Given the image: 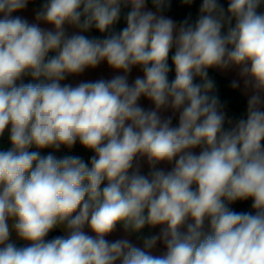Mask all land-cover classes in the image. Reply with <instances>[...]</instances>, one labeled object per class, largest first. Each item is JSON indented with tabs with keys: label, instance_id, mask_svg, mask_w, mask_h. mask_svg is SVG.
<instances>
[{
	"label": "clouds",
	"instance_id": "obj_1",
	"mask_svg": "<svg viewBox=\"0 0 264 264\" xmlns=\"http://www.w3.org/2000/svg\"><path fill=\"white\" fill-rule=\"evenodd\" d=\"M30 2L0 0V137L9 131L11 144L0 151V264H264V0H227V9L202 0L194 23L164 15L168 0H151L154 11L147 0H45L34 23L13 15ZM122 6L130 10L118 33H65L66 24L105 33ZM104 61L123 75L61 83ZM134 67L143 76L130 84ZM231 67L252 94L247 118L225 128L208 69ZM168 108L179 112L178 126L161 117ZM77 141L95 153L90 166L29 150ZM173 161L170 171L156 167ZM248 199L254 212L229 207ZM118 224L166 227L142 249L105 239ZM59 226L65 234L46 239ZM158 240L166 251L153 255Z\"/></svg>",
	"mask_w": 264,
	"mask_h": 264
},
{
	"label": "crops",
	"instance_id": "obj_2",
	"mask_svg": "<svg viewBox=\"0 0 264 264\" xmlns=\"http://www.w3.org/2000/svg\"><path fill=\"white\" fill-rule=\"evenodd\" d=\"M147 7L149 10L154 11V9L152 7H150L148 4H147ZM261 9H262V12H264V3H262ZM36 11H38V9L35 6L28 4L26 9H24L22 11H18L16 13H13V15L21 16V17L27 19L30 23H34ZM172 19L175 20L177 23H180L176 19H174V18H172ZM41 27L51 28V25H46V24L42 23ZM64 29H65L66 35H68V36H71L73 34H82L81 30H79L78 28H75L74 26H71V25L66 24L64 26ZM95 38L103 39V37H100V36H96ZM215 70L218 71L221 75H223L227 79H229L232 83H233V81H237L239 86L236 87V89L242 94L244 99L248 102V99L251 96L252 92H251L250 88L247 90L245 89L244 81L240 77V74H239V71H240L239 68H236V67H231L229 69L215 68ZM118 74L123 75V72L114 71L113 69H111L107 65V62L104 61V62H101V64L98 65L96 68L86 69L84 71V73H82L80 75H69L61 83L62 84H71V85L75 86L78 83H80L81 81H95L98 79H111L114 75H118ZM138 76L142 77L143 72L139 67H134L132 69V71L130 72L129 77H128L129 83L130 84L133 83L135 78ZM138 103L145 110L154 109V104L145 97H141L140 100L138 101ZM160 115L162 118L171 117L172 118V126H178L179 112H173V110L171 108H168V109H162L160 111ZM229 115H230V117H233L232 119H235L232 113H229ZM225 127H226V123H225ZM8 133H9V131L6 130L4 135L2 137H0V146L7 145V142L4 140V137ZM262 143H264V141H262ZM75 145H76L77 149L80 150L79 152L90 151V150H87L84 147H82L80 145L79 141H77V143ZM75 145L72 148H74ZM10 147H11V145H10ZM30 151H32V150H30ZM33 151H35V150H33ZM193 151L198 154L200 151V148L193 149ZM65 156H66V154H62V155H58L57 158H63ZM138 163H139V167H140V173L142 175H148L150 172V167L147 163V159L146 158H138ZM174 163H175V161H173L171 164H169L167 162H162V163L158 164L156 167L158 169L170 171L174 167ZM89 166H90V164H89ZM106 183H107V181L104 182L105 185H106ZM103 186L104 185H102V187ZM247 201H249V204L245 205L244 208L252 210V200L248 199ZM189 222H191V221L189 220ZM206 226H207V221H206ZM164 227H166V225H157L155 227L150 226V225H146L139 232H130V231H125L123 226L118 224L116 226L115 231L112 232L111 234L107 235L105 237V239L109 240L110 242L118 240V239H127L136 247L143 249L144 248V240L151 237V236L158 235L161 232V229ZM57 228L60 229L65 234L63 226H59ZM182 230H186V227ZM84 231L89 235H94V233H92L91 230L88 229L87 227H85ZM11 240L18 247L27 246V242L18 239L17 236L15 235V233L12 234ZM150 251L153 255H162L166 251V248H165V245L163 244L162 240H158L155 247L153 249H151Z\"/></svg>",
	"mask_w": 264,
	"mask_h": 264
},
{
	"label": "trees",
	"instance_id": "obj_3",
	"mask_svg": "<svg viewBox=\"0 0 264 264\" xmlns=\"http://www.w3.org/2000/svg\"><path fill=\"white\" fill-rule=\"evenodd\" d=\"M45 2V0H34V2H30V5L35 6L38 10L41 8L42 4ZM170 6L165 10L164 14L176 19L178 22H182L186 18H190L191 22H195L199 15V7L202 3V0H194V2L191 5H186L183 3V0H168ZM219 3L224 6L225 9H227V0H219ZM147 4L152 7L151 0H147ZM153 8V7H152ZM154 9V8H153ZM130 10V6L123 7L121 9V19L112 27V29L106 31L105 33H100L98 30L95 29L93 26L90 31L95 33L96 36L105 37L109 35L111 32H120L124 27H126V21L124 19V16L126 13ZM155 10V9H154ZM261 11V7L259 9ZM234 23V22H233ZM226 28L222 29L223 32H226ZM83 35L89 37V38H95L91 35L82 33ZM175 49H173L169 54L168 64L171 69V71L168 74L169 81L173 80L175 78V69L174 65L172 64L171 57L174 54ZM55 53H50L49 55H54ZM208 78L213 81L214 87L209 92L210 96H216L219 98L220 104L223 107V111L226 112V109H228L229 113H232L235 120L239 119H246L247 118V104L248 102L244 99L242 94L236 89L232 87V82L221 75L218 71L215 70V68L208 69ZM43 79V78H41ZM38 81L32 80L30 83H36ZM195 83H202L199 77H196L194 80ZM87 152V151H86ZM90 155H95L94 152L88 151ZM249 204V201L242 200V201H236L229 205V207H234V211L236 212H254L253 209H245L244 206ZM64 235V233L58 229H53L46 239H52L56 236Z\"/></svg>",
	"mask_w": 264,
	"mask_h": 264
},
{
	"label": "built area",
	"instance_id": "obj_4",
	"mask_svg": "<svg viewBox=\"0 0 264 264\" xmlns=\"http://www.w3.org/2000/svg\"><path fill=\"white\" fill-rule=\"evenodd\" d=\"M33 79H32V77L31 76H26V77H24L23 78V82L24 83H30L31 81H32ZM4 140L7 142V145H4V146H0V151H5V150H8L9 148H10V141H9V133L8 134H6L5 135V137H4ZM31 149H33V150H35V151H40L41 152V154L42 155H48V154H52V155H54V156H56L57 155V150L56 149H53V148H46V149H36L35 147H33V148H31ZM72 149V150H71ZM71 149H69V148H67V154L70 156V155H72V154H75V153H77V155L82 159V160H84L86 163H89L90 164V158L93 156V155H84L83 153H78L79 151H77L76 150V152H74V149L75 148H71ZM64 150H65V147L64 146H61V148L58 150V152H64ZM66 153H64V154H66ZM86 158H85V157Z\"/></svg>",
	"mask_w": 264,
	"mask_h": 264
},
{
	"label": "rangeland",
	"instance_id": "obj_5",
	"mask_svg": "<svg viewBox=\"0 0 264 264\" xmlns=\"http://www.w3.org/2000/svg\"><path fill=\"white\" fill-rule=\"evenodd\" d=\"M261 7H262V5H261ZM261 12H262V9H261ZM83 33V32H82ZM85 34H88V35H91L92 37H95V33L94 32H92V31H88V32H84ZM225 114H226V127L225 128H228L229 127V125H228V123H227V120L228 119H230V120H232L233 121V123H235L237 120H235V119H232L233 117H230V115H229V112H228V109H226V112H225ZM33 148V147H32ZM75 149H74V152H76V150L77 151H80V150H78L77 149V147H76V145H75V147H74ZM29 150H32L33 151V149H29ZM67 147H65V150H64V152H58V150H57V155H56V157H58V155H62V154H64V153H66L67 151ZM72 150V149H71ZM78 153H83L84 155H89V153L88 152H78ZM42 155V154H41ZM66 156H68V154L66 153ZM71 156H78L77 155V153H75V154H72ZM85 157V156H84ZM86 158V157H85ZM231 209H234V207H230Z\"/></svg>",
	"mask_w": 264,
	"mask_h": 264
}]
</instances>
